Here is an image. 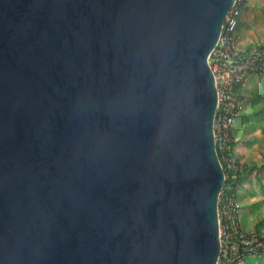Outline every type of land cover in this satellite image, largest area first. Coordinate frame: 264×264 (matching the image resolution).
Here are the masks:
<instances>
[{
  "label": "water",
  "instance_id": "1",
  "mask_svg": "<svg viewBox=\"0 0 264 264\" xmlns=\"http://www.w3.org/2000/svg\"><path fill=\"white\" fill-rule=\"evenodd\" d=\"M234 2L0 0V264L216 263Z\"/></svg>",
  "mask_w": 264,
  "mask_h": 264
},
{
  "label": "built area",
  "instance_id": "2",
  "mask_svg": "<svg viewBox=\"0 0 264 264\" xmlns=\"http://www.w3.org/2000/svg\"><path fill=\"white\" fill-rule=\"evenodd\" d=\"M235 16L236 10L232 7L207 58L216 90L212 122L214 146L226 172L223 171L224 178L230 180L222 186L217 199L219 254L215 264H237L246 255L264 251V241L240 226L231 181L238 166L232 155L230 135L232 124L240 113L241 99L237 88L245 83L249 75L264 73V43L241 45L235 36Z\"/></svg>",
  "mask_w": 264,
  "mask_h": 264
},
{
  "label": "rangeland",
  "instance_id": "3",
  "mask_svg": "<svg viewBox=\"0 0 264 264\" xmlns=\"http://www.w3.org/2000/svg\"><path fill=\"white\" fill-rule=\"evenodd\" d=\"M250 5L253 9H249ZM232 7L236 10V34L240 33L247 38H252L243 45L264 43V0H235ZM247 20L251 23H247L248 27L243 30V24L249 22ZM238 95L241 99L240 119L250 118L252 130L258 129L259 136L264 139V73L249 75L240 87ZM256 151L258 152L256 159L249 161V164L244 165L235 160L238 168L235 171V178L231 181L234 194L242 188L241 198L246 200L243 205H240L236 198L240 226L245 232L255 233L261 241H264V146H257ZM247 198L250 199L249 203ZM242 209L246 212L245 216L249 218L248 221H243V224L248 226L246 229L240 217ZM237 264H264V251L246 255Z\"/></svg>",
  "mask_w": 264,
  "mask_h": 264
},
{
  "label": "crops",
  "instance_id": "4",
  "mask_svg": "<svg viewBox=\"0 0 264 264\" xmlns=\"http://www.w3.org/2000/svg\"><path fill=\"white\" fill-rule=\"evenodd\" d=\"M249 9H253V6L250 5ZM249 22H246L243 24V30L244 28L248 27V24H250V20H247ZM248 23V24H247ZM238 34V35H237ZM235 32V36L236 38H238V42H242L241 45H243V43L251 41L252 38L251 37H245L244 34H240ZM244 41V42H243ZM250 43H247L245 45H249ZM241 87V86H240ZM240 89V88H239ZM238 89V91H239ZM240 114V113H239ZM260 131L258 129H255L254 131L252 130V126H251V120L250 118H244V119H240V115H238V117L234 120L232 127L230 129V135H231V139H232V155L233 158L235 160H237L238 162H240L241 164H249V161H251L252 159H256V154H258V152L256 151L257 146H264V139L259 136ZM263 142V143H262ZM242 191L243 189L240 188L238 189V191L235 193V196L237 198V200L239 201L240 205L244 204L246 200H244L243 198H241L242 195ZM249 198H247V203H249ZM245 211H241L240 217L242 219V224L243 221H248V217L245 216ZM244 228H248V226H245L243 224Z\"/></svg>",
  "mask_w": 264,
  "mask_h": 264
},
{
  "label": "trees",
  "instance_id": "5",
  "mask_svg": "<svg viewBox=\"0 0 264 264\" xmlns=\"http://www.w3.org/2000/svg\"><path fill=\"white\" fill-rule=\"evenodd\" d=\"M239 88H240V86L237 89H239ZM217 155H218L219 161L221 162L219 154H217ZM223 171H224V173H226L224 167H223ZM227 182H228V179H227V177H225L224 178V181H223V187L226 185Z\"/></svg>",
  "mask_w": 264,
  "mask_h": 264
}]
</instances>
